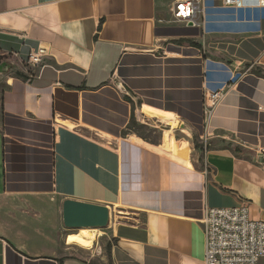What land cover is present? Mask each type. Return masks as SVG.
I'll return each instance as SVG.
<instances>
[{
    "label": "crops",
    "instance_id": "1",
    "mask_svg": "<svg viewBox=\"0 0 264 264\" xmlns=\"http://www.w3.org/2000/svg\"><path fill=\"white\" fill-rule=\"evenodd\" d=\"M175 2L0 0V264H70L67 198L116 212L112 264H204L206 205L264 220V6Z\"/></svg>",
    "mask_w": 264,
    "mask_h": 264
},
{
    "label": "built area",
    "instance_id": "2",
    "mask_svg": "<svg viewBox=\"0 0 264 264\" xmlns=\"http://www.w3.org/2000/svg\"><path fill=\"white\" fill-rule=\"evenodd\" d=\"M222 3L233 7L264 6V0H222ZM203 11V0H176L172 16L187 24H198ZM44 53L42 48L31 50L27 62L39 64ZM225 94V89L205 92L202 109L205 130ZM202 138L206 140V134ZM201 223L205 243L204 264H264V220L250 216L247 200L233 207L206 205Z\"/></svg>",
    "mask_w": 264,
    "mask_h": 264
},
{
    "label": "rangeland",
    "instance_id": "3",
    "mask_svg": "<svg viewBox=\"0 0 264 264\" xmlns=\"http://www.w3.org/2000/svg\"><path fill=\"white\" fill-rule=\"evenodd\" d=\"M3 84L0 83V91ZM135 131L147 137L151 141H157L160 137V130L142 125L132 127ZM115 211L110 212L109 223L105 227L67 228L65 236L72 234L68 239V249L65 258L70 264H112L108 253V246L113 242L111 233L112 220L114 221ZM78 237L83 238L79 243Z\"/></svg>",
    "mask_w": 264,
    "mask_h": 264
},
{
    "label": "water",
    "instance_id": "4",
    "mask_svg": "<svg viewBox=\"0 0 264 264\" xmlns=\"http://www.w3.org/2000/svg\"><path fill=\"white\" fill-rule=\"evenodd\" d=\"M6 69L5 63L0 65V73ZM109 216V208L103 204L70 198L62 202V221L66 228L105 227Z\"/></svg>",
    "mask_w": 264,
    "mask_h": 264
},
{
    "label": "trees",
    "instance_id": "5",
    "mask_svg": "<svg viewBox=\"0 0 264 264\" xmlns=\"http://www.w3.org/2000/svg\"><path fill=\"white\" fill-rule=\"evenodd\" d=\"M175 42H177V43L187 42V43H189L190 45H193V46H200L197 42H195L193 40H190V39H179V40H176ZM257 73L258 74H261L262 71L261 70H257ZM132 127H138V125L134 121V118H131V126H130V129H133ZM108 253H109V256H110V244L108 246ZM62 261H63L62 259L59 260L60 264H62Z\"/></svg>",
    "mask_w": 264,
    "mask_h": 264
}]
</instances>
